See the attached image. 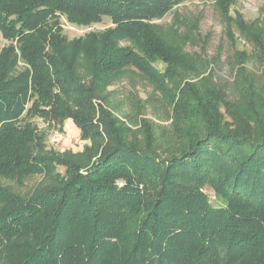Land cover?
<instances>
[{
  "label": "trees",
  "instance_id": "1",
  "mask_svg": "<svg viewBox=\"0 0 264 264\" xmlns=\"http://www.w3.org/2000/svg\"><path fill=\"white\" fill-rule=\"evenodd\" d=\"M183 1L0 0V178L42 177L0 183V264H264V18L213 0L209 56ZM167 14L173 40L155 22ZM61 18L109 24L69 38ZM223 50L232 97L214 80ZM130 70L153 92L131 91L125 124L106 88ZM148 103L170 120L159 133ZM31 114L91 144L47 146Z\"/></svg>",
  "mask_w": 264,
  "mask_h": 264
},
{
  "label": "rangeland",
  "instance_id": "2",
  "mask_svg": "<svg viewBox=\"0 0 264 264\" xmlns=\"http://www.w3.org/2000/svg\"><path fill=\"white\" fill-rule=\"evenodd\" d=\"M178 10L181 14V18L185 19L186 17L192 19L198 17L200 21L199 24V32L204 34L210 32V42L207 46L206 53L209 56L215 54V49L217 44L219 43L221 37L223 36V24H221L218 14L213 6V0H185L180 4L174 6V10ZM233 9H238L249 19H255L259 16L264 18V0H234ZM156 23L161 22L163 25V30L168 39H174L175 36L173 30L176 26V22L173 19V15L167 14L162 18H159L155 21ZM60 26L66 29V32L69 38L84 34L88 29L100 30L105 28L106 25L109 24L108 19H104V22L96 25H92L91 27H86L85 29L79 28L74 25H70L65 19L61 18ZM181 34L186 33L184 27L180 28ZM178 35L177 29L175 32ZM6 40L0 34V50L6 46ZM122 43H124L122 41ZM192 48L190 44L185 47V50L192 52ZM222 55V63L216 69V74L214 76L215 81H219L220 83H225L227 86V93L230 97H232L231 86L227 83L231 82V71L230 68L226 65L225 60L229 54L228 51L223 50ZM24 61H18V68H22L24 66ZM250 65V63L248 64ZM209 73V68L205 72H201L199 76L195 78H203ZM120 78H117L113 83L109 84L106 88V91L109 92L107 105L108 111L113 114L116 119L120 120L122 123L127 124L128 121L124 117L128 115L130 108V93L131 91L137 93L140 98L144 99L146 96L151 94L152 88L145 85L144 81L140 78V76L133 71H127L123 73ZM105 103V104H106ZM156 104V102L153 101ZM107 107V106H106ZM156 106L152 107V104L148 103L146 105L144 118H148L156 125V133L161 132L165 128L170 126V120H166L163 116L162 112H159ZM95 119H98V115H95ZM28 121L32 122L37 131L42 134L44 138V142L47 146L57 148V149H67L72 153L82 151L85 144H91L90 140H84L81 138L79 134V129L73 127L70 121H65L64 123H57L53 119H49L47 117L39 116L37 114H31L28 117ZM134 128V126L132 127ZM99 154L94 155L92 159L94 160ZM91 159V160H92ZM42 179L41 175H33L25 181L24 185H17L13 180H9L6 177L0 178V183L11 185L12 189L16 191H20L24 193L28 190L29 186L36 185ZM208 192L212 194L210 188H207Z\"/></svg>",
  "mask_w": 264,
  "mask_h": 264
},
{
  "label": "crops",
  "instance_id": "3",
  "mask_svg": "<svg viewBox=\"0 0 264 264\" xmlns=\"http://www.w3.org/2000/svg\"><path fill=\"white\" fill-rule=\"evenodd\" d=\"M70 125H72L73 127H76L72 122H71V124ZM77 128V127H76Z\"/></svg>",
  "mask_w": 264,
  "mask_h": 264
}]
</instances>
